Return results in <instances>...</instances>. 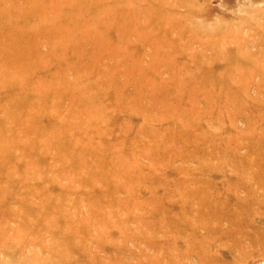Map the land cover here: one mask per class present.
Segmentation results:
<instances>
[{"label": "rangeland", "instance_id": "rangeland-1", "mask_svg": "<svg viewBox=\"0 0 264 264\" xmlns=\"http://www.w3.org/2000/svg\"><path fill=\"white\" fill-rule=\"evenodd\" d=\"M0 264H264V0H0Z\"/></svg>", "mask_w": 264, "mask_h": 264}]
</instances>
